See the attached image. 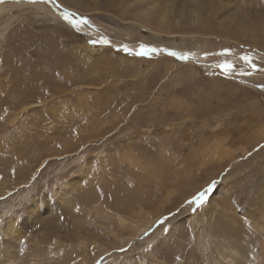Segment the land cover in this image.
<instances>
[{
	"label": "rangeland",
	"instance_id": "1",
	"mask_svg": "<svg viewBox=\"0 0 264 264\" xmlns=\"http://www.w3.org/2000/svg\"><path fill=\"white\" fill-rule=\"evenodd\" d=\"M199 1L0 0V264H260L264 0Z\"/></svg>",
	"mask_w": 264,
	"mask_h": 264
},
{
	"label": "bare ground",
	"instance_id": "2",
	"mask_svg": "<svg viewBox=\"0 0 264 264\" xmlns=\"http://www.w3.org/2000/svg\"><path fill=\"white\" fill-rule=\"evenodd\" d=\"M70 1V2H69ZM69 1H67V3L64 1V0H61V2L63 3V4H65L66 6H68V7H71L72 5V0H69ZM105 1H109L108 3H109V5L110 6H112L113 7V4L115 5L116 3H117V1L119 2V0H105ZM107 2H105L106 4H108ZM199 3H202V6H204L203 8H202V6L198 9V12L196 11V13L194 14V18H195V16H196V18H198V14L201 12V11H204L208 6H209V0H203V1H199ZM243 3V2H242ZM78 6V5H77ZM96 6H98V3H96ZM79 7V6H78ZM43 8V7H42ZM170 8V12L171 13H173V10H172V8L171 7H169ZM254 9H256L257 10V12L256 13H258L256 16H254L253 18L254 19H259L260 17H263L264 16V3H262V4H259L258 6H255V8ZM241 11V10H240ZM251 11V10H250ZM254 11V10H253ZM252 11V12H253ZM254 13V12H253ZM243 15H246V13H244L243 11H241L240 13H237V12H232V13H229L228 14V21L226 22V24H228L229 22H230V20H231V18L233 17V19H234V23H236L237 25H238V27H239V29L238 30H230L229 32H227V36L228 37H233V38H235V39H238V41L239 42H245V41H248L250 38L248 37V36H250V37H252L251 35L253 34H247L245 31L246 30H249V29H256V25H257V27L259 28V24H257V21L256 22H254V23H256L255 25H250V23H249V19H251V17H249V19H248V17H242ZM236 16H239V18H236ZM46 17V16H45ZM204 19V21H205V29H207V30H212V28H213V21L212 20H210V19H208V18H203ZM263 21V20H262ZM230 26V25H229ZM228 26V27H229ZM253 30V31H254ZM213 31V30H212ZM260 32H262L263 34H264V32L263 31H259L258 32V34H256V36L258 37H262V38H264V36L263 35H261V33ZM231 33H232V35H231ZM214 36V35H213ZM256 36H253L252 38H251V40L250 41H252L253 43H254V47L256 46L257 48L259 47V48H261V49H263V51H264V42H262L261 41V43L256 39ZM255 37V38H254ZM191 38V37H190ZM259 39V38H258ZM239 44V43H238ZM262 59V58H261ZM33 107H35V106H33ZM24 186V185H23ZM197 191V190H196ZM45 192V191H44ZM0 195H3V193H0ZM22 208H24L23 206H22ZM143 231V230H142ZM155 247V246H154ZM261 256H260V264H264V240H263V242H262V246H261ZM257 257H258V255H257ZM9 261H10V259H9ZM14 261V259L13 260H11V262H13Z\"/></svg>",
	"mask_w": 264,
	"mask_h": 264
},
{
	"label": "snow or ice",
	"instance_id": "3",
	"mask_svg": "<svg viewBox=\"0 0 264 264\" xmlns=\"http://www.w3.org/2000/svg\"><path fill=\"white\" fill-rule=\"evenodd\" d=\"M74 16H75L74 13H71V12H68V11H65V12H64V18H65L66 20H70L71 22H74L77 28L79 27L80 23H82V22H83V23H86V22H87L86 20H82V21H74V20H72V18H73ZM101 42H102V43H108L107 40H103V41H101ZM92 43L95 44V43H97V41H92ZM124 50H125V51H129L127 48H125ZM156 51H157V49L145 48V47L141 46L140 51L137 52V53H135V54H136V55H140V56H147V55H149V54H151V53H154V52H156ZM169 54L172 55V56H179L180 59H188V56H186V55H181V54L176 53V52H170ZM244 59H245L246 61H249V63H251V59H250L249 57H244ZM221 67H224L225 69H230V68L232 67V65H230V64H225V65H221ZM251 67H252V68H255L256 65H255L254 63H252V64H251ZM209 191H211V189H209ZM205 198H206V193H201L200 196H199V197L197 198V200L195 201V203H197V204H202V203L205 201Z\"/></svg>",
	"mask_w": 264,
	"mask_h": 264
}]
</instances>
